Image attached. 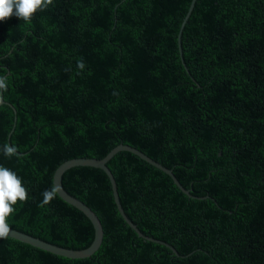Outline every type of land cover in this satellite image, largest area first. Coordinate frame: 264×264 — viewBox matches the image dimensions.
I'll return each mask as SVG.
<instances>
[{"label": "trees", "instance_id": "obj_1", "mask_svg": "<svg viewBox=\"0 0 264 264\" xmlns=\"http://www.w3.org/2000/svg\"><path fill=\"white\" fill-rule=\"evenodd\" d=\"M191 1L53 0L30 24L0 22V149H17L0 165L28 190L12 229L88 248L90 220L42 193L62 163L121 144L206 196L118 152L106 165L125 214L178 256L128 226L101 169L74 167L62 186L100 220L99 249L72 260L0 239V264H264V0H196L183 65Z\"/></svg>", "mask_w": 264, "mask_h": 264}, {"label": "water", "instance_id": "obj_2", "mask_svg": "<svg viewBox=\"0 0 264 264\" xmlns=\"http://www.w3.org/2000/svg\"><path fill=\"white\" fill-rule=\"evenodd\" d=\"M196 0H192L191 4L189 6L188 12L185 16V19L181 25L179 34H178V49H179V54H180V59L182 64L184 65V61L181 55V46H180V41H181V31L184 27L185 22L187 21V19L189 18L194 4H195ZM7 103H5V101L3 100V98H0V106L5 105ZM10 107L12 108L13 112H15L14 108L10 105ZM15 122H16V117L14 119V126H15ZM13 126V127H14ZM118 152H129L132 153L136 156H138L140 159L144 160L145 162H147L148 164L154 166L155 168H157L158 170L164 172L166 175H168L172 181L174 182V184L187 196H189L190 198H194V199H205L206 196L204 198H196L194 196L190 195V192L188 190H186L185 188H183L181 186V184L179 183V181L177 180V178L174 176L173 172L171 169H168L166 167H164L162 164L158 163L157 161L153 160L152 158L146 156L144 153H142L141 151H139L138 149L131 147V146H127V145H119L117 147H115L114 149H112L104 158L102 159H95V158H79V159H72L69 161H66L64 163H62L54 172L53 175V186L57 187L58 189V196L61 198V200H63L65 203L77 208L79 211H81L92 223L93 225V229H94V240L92 242V244L83 250H70V249H65V248H61L52 244H49L45 241H42L38 238H35L33 236L27 235L25 233H22L20 231L14 230L12 229L10 236L8 238H11L13 240H16L18 242L27 244L31 247L43 250L45 252H48L50 254L56 255V256H60V257H64L67 259H72V260H78V259H86V258H90L100 247L102 241H103V228L101 225L100 220L98 219V217L96 216V214L88 207L86 206L83 202H81L80 200H78L77 198L71 196L70 194H68L65 189L62 186V177L64 175V173L74 167H92V168H97V169H101L108 177L110 184H111V190H112V195H113V199L115 202V205L117 207V210L120 214V216L122 217V219L128 224V226L130 228H132V230L142 239L147 240V241H151V242H155L158 243L160 245L166 246L167 248H169L176 256H178L177 251L171 247L169 244L153 239L152 237L146 236L144 235L139 229L138 227L127 217V215L125 214L120 200H119V196H118V192H117V186H116V182L114 180V177L112 175V173L110 172V170L107 167V163L118 153Z\"/></svg>", "mask_w": 264, "mask_h": 264}, {"label": "clouds", "instance_id": "obj_3", "mask_svg": "<svg viewBox=\"0 0 264 264\" xmlns=\"http://www.w3.org/2000/svg\"><path fill=\"white\" fill-rule=\"evenodd\" d=\"M53 4V0H0V22L15 16L30 24L38 11L46 10ZM77 68L83 70L85 64L83 59L77 61ZM8 83L6 76H0V92L7 90ZM0 151L6 157L17 154L13 145L6 144ZM58 195L57 187L42 193L41 206L50 203ZM28 190L24 187L21 178L12 170L0 165V239H7L12 228L8 222L9 217L15 211L18 202H26Z\"/></svg>", "mask_w": 264, "mask_h": 264}]
</instances>
